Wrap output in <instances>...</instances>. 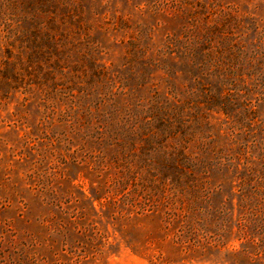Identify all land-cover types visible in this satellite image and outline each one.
Here are the masks:
<instances>
[{"label":"rangeland","instance_id":"374dc122","mask_svg":"<svg viewBox=\"0 0 264 264\" xmlns=\"http://www.w3.org/2000/svg\"><path fill=\"white\" fill-rule=\"evenodd\" d=\"M54 1L37 0L47 6L32 23L0 19V264H264V0ZM65 7L100 78L74 74L75 52L64 70L26 59L31 35L16 26L26 34L57 16L59 29ZM216 20V39L260 61L223 86L237 117L207 109L182 66L159 64L167 35ZM145 100L174 111L177 132L160 139L186 145L188 159L167 163L117 135L114 121Z\"/></svg>","mask_w":264,"mask_h":264},{"label":"trees","instance_id":"16d2710c","mask_svg":"<svg viewBox=\"0 0 264 264\" xmlns=\"http://www.w3.org/2000/svg\"><path fill=\"white\" fill-rule=\"evenodd\" d=\"M5 1H8V3ZM17 3H22V6H24L22 17L20 15L19 17H12L11 15L18 14L14 11H10L9 17H6L8 10L16 9ZM59 3L69 4L68 0H64V2L62 0H55L51 7L57 9ZM53 5L55 7H53ZM45 6L47 5L43 2L37 4V0H0V19L3 23L8 25L7 28L11 27L10 20L32 23L36 20L32 19L33 17L29 16L28 13L31 10L42 11ZM61 14L62 16L59 17V29L57 27V16L49 19L50 27L38 29L35 26L32 29H27L26 34L24 30H19L18 25L16 26L15 29L22 33L23 37L31 35L30 39L22 40V49L28 50L29 52L26 59L30 63L35 62L38 64L43 60L49 65L54 63L60 64V68L64 70L69 66L71 67L72 59L69 58L72 55L71 53L75 52L80 56V61L74 63L72 67L74 74L84 72L87 76L91 74V78L93 79L96 77L100 78L102 74L105 75L106 70L98 69L95 66V60L91 59V57L89 64L86 55H90V53L77 47V44H79L77 35L80 33L67 24L76 18L74 15L78 16V12L75 11V9L70 11L65 7L61 10ZM215 23L211 25L205 21L203 24L193 25V28L184 33L183 36L181 35L182 37L176 34L167 35V40L164 45L166 49L161 52L162 55H166L167 57L165 56L164 59L162 58L159 64L166 66V69H168V67L175 68L177 65L182 66V68L186 69L189 73L190 80L193 78L194 82L199 85V90L192 92L201 96L202 100H200V102H206V106H208L207 109L211 108L209 107L210 104L218 105L224 113L229 114V116L234 115L237 117L239 114L235 112L234 104L230 101L229 95L223 94L225 90L223 86L226 82H229L231 79L230 76L234 75L237 70H241L243 64L248 65L251 70L258 68L256 67L260 63L258 58H256L258 52L251 48L247 49L242 44L231 43L228 39H216L215 34L218 30L221 31L220 28L222 25H220L217 20ZM65 25L67 28H65ZM55 26L57 28H55ZM80 27L81 26H79V28ZM11 29L9 32H11ZM214 29H216V31H214ZM28 30L31 31L30 34H28ZM55 31L61 35L62 39H65V42L61 43L58 41L56 34L53 33ZM24 42H26L25 46H23ZM44 55H46V57H44ZM48 56L50 57L48 58ZM52 57L54 59H51ZM176 58H179V60H176ZM149 59L152 60L151 63H155L153 56ZM51 60L52 62L50 63ZM167 62L171 63L167 65ZM14 72L17 73V71ZM50 72L51 74L54 73L53 70L48 71V73ZM251 72L254 74V71ZM243 73L242 75H244ZM207 77L208 83L205 82ZM242 80L245 82L243 76ZM204 84H208L211 87L205 86ZM145 101L146 103L144 101L138 102L133 109L128 111V119L123 124L114 121L116 126H118L114 127L116 132L120 130V126L122 128V131H119L117 135L120 136L123 141L127 142L128 138L137 136L138 140H142L147 145L148 152H161L162 157L167 163L173 160L175 164H178L183 159H188L189 156L185 152L187 148L186 145L184 146L181 144L180 147H175L174 149H176V152L174 150L170 151L164 139H160L161 135L164 133L169 135L177 132L179 125L173 123L174 111L171 110L170 112L172 113L166 112L163 107H158L157 103L151 104L149 101ZM184 104L183 102V105ZM247 104L248 103H246V105ZM153 106H157V110L150 113L151 110L154 111ZM175 107V112L178 113L183 106L176 105ZM250 110L251 108L247 111ZM158 111L163 114L168 113V115H166L168 118L158 115V113H156ZM175 119H178V117L176 116ZM181 132L185 135L183 131ZM204 172H207V170H204Z\"/></svg>","mask_w":264,"mask_h":264}]
</instances>
